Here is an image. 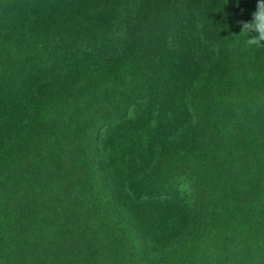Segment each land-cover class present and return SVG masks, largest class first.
<instances>
[{
	"label": "trees",
	"instance_id": "obj_1",
	"mask_svg": "<svg viewBox=\"0 0 264 264\" xmlns=\"http://www.w3.org/2000/svg\"><path fill=\"white\" fill-rule=\"evenodd\" d=\"M256 9L0 0V264H264Z\"/></svg>",
	"mask_w": 264,
	"mask_h": 264
},
{
	"label": "clouds",
	"instance_id": "obj_2",
	"mask_svg": "<svg viewBox=\"0 0 264 264\" xmlns=\"http://www.w3.org/2000/svg\"><path fill=\"white\" fill-rule=\"evenodd\" d=\"M243 44L248 48L264 47V0H257V9L251 21H241ZM255 33L256 35H252Z\"/></svg>",
	"mask_w": 264,
	"mask_h": 264
},
{
	"label": "rangeland",
	"instance_id": "obj_3",
	"mask_svg": "<svg viewBox=\"0 0 264 264\" xmlns=\"http://www.w3.org/2000/svg\"><path fill=\"white\" fill-rule=\"evenodd\" d=\"M186 194V196H187V199L186 200H190L188 197H189V194H188V192H186L185 193ZM185 197V196H184ZM185 201V200H184ZM187 205V204H186ZM187 207V206H186Z\"/></svg>",
	"mask_w": 264,
	"mask_h": 264
}]
</instances>
